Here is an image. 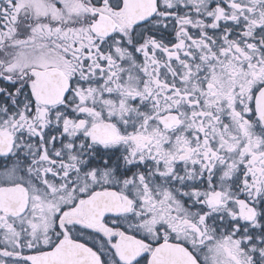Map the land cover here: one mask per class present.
I'll return each instance as SVG.
<instances>
[{
  "label": "snow or ice",
  "instance_id": "snow-or-ice-1",
  "mask_svg": "<svg viewBox=\"0 0 264 264\" xmlns=\"http://www.w3.org/2000/svg\"><path fill=\"white\" fill-rule=\"evenodd\" d=\"M0 264H264V0H0Z\"/></svg>",
  "mask_w": 264,
  "mask_h": 264
}]
</instances>
